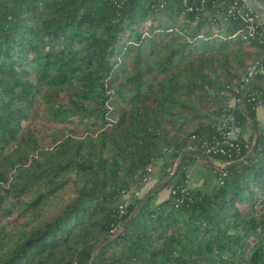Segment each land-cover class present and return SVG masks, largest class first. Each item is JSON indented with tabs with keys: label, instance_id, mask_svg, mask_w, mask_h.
<instances>
[{
	"label": "trees",
	"instance_id": "trees-1",
	"mask_svg": "<svg viewBox=\"0 0 264 264\" xmlns=\"http://www.w3.org/2000/svg\"><path fill=\"white\" fill-rule=\"evenodd\" d=\"M233 2L0 0V264H264V73L233 87L264 66V23L247 36ZM248 85L259 139L231 165L256 138ZM234 95L251 148L186 155L167 199L121 215L157 161L162 182L204 151ZM199 159L210 187L188 186Z\"/></svg>",
	"mask_w": 264,
	"mask_h": 264
},
{
	"label": "built area",
	"instance_id": "built-area-1",
	"mask_svg": "<svg viewBox=\"0 0 264 264\" xmlns=\"http://www.w3.org/2000/svg\"><path fill=\"white\" fill-rule=\"evenodd\" d=\"M186 2V0H185ZM203 3V1H202ZM257 4L264 7V0H234L229 6V13H239L241 18L248 23V28L245 30L247 36L256 37L257 29L260 24L264 23L257 10ZM188 10H192V7H188ZM240 33V31L238 32ZM258 73H264V66L260 64L250 67L246 75H244L240 82L233 85L237 93L243 89L246 84H250ZM250 100L255 101V108L264 104V92H254L251 94ZM240 102V99L235 95L228 103V111L222 116L218 132L211 139L204 140L201 143V148L208 154H220L228 157V159L235 160V158L242 157L244 150L251 148V142L244 138V125L243 122L233 112V108ZM245 142H241V139ZM150 178H145L146 181ZM175 193V190L172 191ZM140 190L125 191L124 199L131 196H139ZM128 202L124 200L119 206V212L121 215L127 213ZM120 225H117L112 230L113 234L120 231Z\"/></svg>",
	"mask_w": 264,
	"mask_h": 264
},
{
	"label": "rangeland",
	"instance_id": "rangeland-1",
	"mask_svg": "<svg viewBox=\"0 0 264 264\" xmlns=\"http://www.w3.org/2000/svg\"><path fill=\"white\" fill-rule=\"evenodd\" d=\"M246 128L248 129V131L250 132V136L252 134V130L249 127V125L244 127V131H246ZM244 135V133H243ZM249 136V138H250ZM217 165H219V162L216 163ZM160 165H161V161H157L156 165L152 168L153 170V174H155L156 176H158L159 170H160ZM187 174H188V186L191 188H205V187H210L212 185H214L215 183V173L214 171L210 168L209 165H207L203 160H201L199 163H197L196 165H192L190 168H187ZM163 182V181H162ZM146 183H148L149 185L147 187H145V189H141L140 193H139V197L144 196L151 188H154L157 184L161 183L159 181L158 178H151L150 180L146 181ZM138 188H132V191L135 190H140ZM161 193L165 194H169L171 192V188H164L162 190H160ZM133 194H131V196L125 198V201H127L128 203L132 201L133 198ZM162 197V194L160 196V194L157 196L156 201H158L157 199H162L160 198Z\"/></svg>",
	"mask_w": 264,
	"mask_h": 264
},
{
	"label": "water",
	"instance_id": "water-1",
	"mask_svg": "<svg viewBox=\"0 0 264 264\" xmlns=\"http://www.w3.org/2000/svg\"><path fill=\"white\" fill-rule=\"evenodd\" d=\"M260 84L264 85V82H261ZM249 87H250V85H248L245 88L244 92H243L240 106H241L242 110L244 111L245 115H247V117L250 119V121L252 123V126H253V129H254V131L256 133V138H255V141H254L253 146H252L251 150L249 151V153L245 157H243L242 159L230 163L231 165L241 164L245 160H247L250 156H252L253 153H254V151H255L256 145L258 143V139H259V131H258L257 123L254 120V118L252 117L251 113L248 111V109L244 106L245 95H246V92H247V90H248ZM188 154H198V155L202 156L203 158H205L207 161L212 162L211 157L207 153H205L204 151H202V150H193V151H186V152H184L182 154L179 162L176 164V166H175V168L173 170V173L170 175V177H168L165 181L159 183L153 189H151V191L148 193L147 197H150L153 193H155L156 191H158L160 189H163L167 185V183L172 179L173 175L180 168V165L182 163V160ZM136 212H137V209L133 212V214L131 215V217L127 220L126 224L124 225V227L122 228V230L118 233V235L123 234L126 231L127 226L129 225V223L131 222V220L135 217Z\"/></svg>",
	"mask_w": 264,
	"mask_h": 264
},
{
	"label": "crops",
	"instance_id": "crops-1",
	"mask_svg": "<svg viewBox=\"0 0 264 264\" xmlns=\"http://www.w3.org/2000/svg\"><path fill=\"white\" fill-rule=\"evenodd\" d=\"M257 6V10H258V12H259V15H260V18H261V20L264 22V7L262 6V5H260V4H257L256 5ZM256 113H257V120H258V122H259V124L261 125V126H264V104L263 105H260V106H258L257 108H256ZM249 136H250V132L248 131V129L246 128V131H244V138H246V139H249ZM202 159H199V160H196L194 163H192V164H190L188 167L190 168L192 165H196L197 163H199L200 161H201ZM204 161V160H203ZM205 162V161H204ZM206 163V162H205ZM207 164V163H206ZM188 175V174H187ZM155 178H158L159 179V176H155L154 177V179ZM149 184L148 183H145L144 185H143V187L141 188V189H145V187H147ZM141 189H140V191H141ZM143 189V190H144ZM152 189V188H151ZM160 194V196H161V194H162V197H160V198H162V199H157L158 201L157 202H160V201H162V200H165V199H167L169 196H170V193L169 194H167V193H165V194H163V193H161V192H159L158 193V195ZM157 195V196H158Z\"/></svg>",
	"mask_w": 264,
	"mask_h": 264
}]
</instances>
